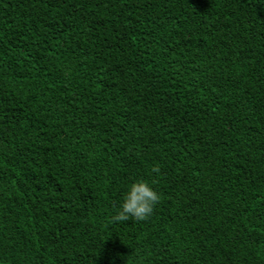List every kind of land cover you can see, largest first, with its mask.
I'll use <instances>...</instances> for the list:
<instances>
[{"label": "trees", "instance_id": "trees-1", "mask_svg": "<svg viewBox=\"0 0 264 264\" xmlns=\"http://www.w3.org/2000/svg\"><path fill=\"white\" fill-rule=\"evenodd\" d=\"M0 264H264V0H0Z\"/></svg>", "mask_w": 264, "mask_h": 264}, {"label": "clouds", "instance_id": "clouds-1", "mask_svg": "<svg viewBox=\"0 0 264 264\" xmlns=\"http://www.w3.org/2000/svg\"><path fill=\"white\" fill-rule=\"evenodd\" d=\"M151 171L158 174L160 168L154 166ZM160 199V195L150 186L148 181L137 180L131 184L123 197L122 204L109 222H125L130 218L135 221H145L153 214Z\"/></svg>", "mask_w": 264, "mask_h": 264}]
</instances>
